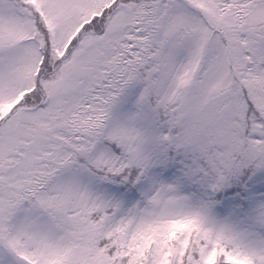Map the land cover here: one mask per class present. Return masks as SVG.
<instances>
[{
    "label": "snow or ice",
    "instance_id": "obj_1",
    "mask_svg": "<svg viewBox=\"0 0 264 264\" xmlns=\"http://www.w3.org/2000/svg\"><path fill=\"white\" fill-rule=\"evenodd\" d=\"M0 264H264V0H0Z\"/></svg>",
    "mask_w": 264,
    "mask_h": 264
}]
</instances>
